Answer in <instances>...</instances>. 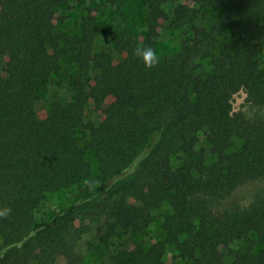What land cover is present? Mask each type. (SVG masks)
Segmentation results:
<instances>
[{
	"label": "trees",
	"instance_id": "16d2710c",
	"mask_svg": "<svg viewBox=\"0 0 264 264\" xmlns=\"http://www.w3.org/2000/svg\"><path fill=\"white\" fill-rule=\"evenodd\" d=\"M67 2L0 0V212L10 209L0 218V264H81L76 248L88 224L139 233L163 204L174 258L264 264V0H144L141 38L112 36L119 61L96 45L91 14L79 34L54 33ZM205 7L220 12L218 24L205 25ZM163 24L185 28L180 50L146 69L134 50L155 49ZM66 58L80 70L70 99L40 118L37 81ZM239 90L258 116L231 111ZM89 103L97 122L84 123ZM200 136L209 165L195 151ZM249 183L259 184L254 197L230 204ZM74 186L79 202L36 216L44 195ZM161 251L136 248L116 264H165Z\"/></svg>",
	"mask_w": 264,
	"mask_h": 264
},
{
	"label": "rangeland",
	"instance_id": "374dc122",
	"mask_svg": "<svg viewBox=\"0 0 264 264\" xmlns=\"http://www.w3.org/2000/svg\"><path fill=\"white\" fill-rule=\"evenodd\" d=\"M206 12L207 27L218 24L220 12L210 8L201 9ZM146 6L144 0H116L110 4L105 0H68L66 4L60 5L54 17V33L79 34L81 22L85 16L91 14L96 18L98 34L96 45L100 50L112 55L113 60L119 61L123 58L114 47L113 34L123 30L129 35L141 38L144 32V14ZM184 27H171V24H163L159 28V37L155 44L160 58L169 57L180 50L181 41L184 38ZM223 31L219 41L226 39ZM264 59V55L261 57ZM80 70L72 63L70 58L62 60L60 69L47 79L37 81L35 110L40 118L50 115L53 103L70 99V89L73 81L78 77ZM232 112H240L247 117L258 116L261 111L248 103L247 94L239 90L233 94L230 102ZM84 123H93L101 119L92 104H88L84 112ZM84 141L85 132L78 135ZM241 142L238 138L234 140L232 150L240 148ZM208 142L200 136L195 151L204 155V162L209 165L214 158L210 155ZM172 164L178 163L172 158ZM95 168V165L92 166ZM259 188V184L249 183L236 189L228 202L234 205L247 204ZM81 193L79 187L74 186L67 189L47 193L36 210L37 217L48 216L54 210L69 204L79 202ZM170 215L167 204L153 210L149 226L139 233L126 232L113 227L111 223L99 222L88 224L87 231L82 235L77 244L76 251L81 256V264H116V256L134 251L136 248L147 250L152 244H161V259L165 264H189L186 261L173 257V250L165 242L164 222ZM245 246L244 243L235 244L232 248ZM55 264H62L56 262Z\"/></svg>",
	"mask_w": 264,
	"mask_h": 264
},
{
	"label": "clouds",
	"instance_id": "9594fccd",
	"mask_svg": "<svg viewBox=\"0 0 264 264\" xmlns=\"http://www.w3.org/2000/svg\"><path fill=\"white\" fill-rule=\"evenodd\" d=\"M134 55L141 60L146 69L156 67L160 63V56L157 50L151 46L138 45L134 50ZM10 209L0 212V218H7Z\"/></svg>",
	"mask_w": 264,
	"mask_h": 264
}]
</instances>
